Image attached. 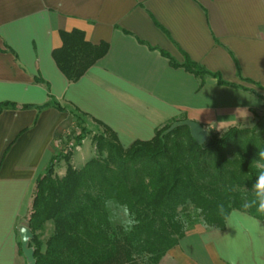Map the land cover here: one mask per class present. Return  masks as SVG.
<instances>
[{"label":"crops","instance_id":"crops-1","mask_svg":"<svg viewBox=\"0 0 264 264\" xmlns=\"http://www.w3.org/2000/svg\"><path fill=\"white\" fill-rule=\"evenodd\" d=\"M73 29L108 45L74 82L52 58L60 32ZM185 59L209 74L186 71ZM4 102L15 106L0 111V264H26L18 229L36 178L65 153L75 114L108 126L128 148L175 121L219 134L264 113V0H0ZM79 148L71 149L76 169L90 160L75 167ZM65 169L63 160L55 163L56 176ZM157 264H264V219L231 209L223 227L197 224Z\"/></svg>","mask_w":264,"mask_h":264},{"label":"trees","instance_id":"trees-1","mask_svg":"<svg viewBox=\"0 0 264 264\" xmlns=\"http://www.w3.org/2000/svg\"><path fill=\"white\" fill-rule=\"evenodd\" d=\"M60 38L61 46L52 51V58L72 82L108 50L105 42H87L78 29L62 31ZM180 66L200 78L209 74L189 59ZM218 81L224 83L220 77ZM14 106L1 103L0 111ZM255 116L252 128L232 126L219 134L211 133L203 145L192 139L186 127L167 133L168 124L157 129L152 139L137 140L128 148L96 120L101 131L91 136L94 158L76 169L70 163L71 150L57 153L35 180L25 222L33 234L28 246L33 249L35 264H157L197 224L223 227L231 209L264 219L255 208H243L258 175L255 161L259 151H264V113ZM183 132L185 141L180 137ZM87 135L88 130L81 128L72 148ZM58 160L66 163L62 177L55 175ZM108 198L130 206L139 221L131 232L108 222L103 207ZM187 203L199 215L192 218L185 214V226L178 217V207ZM48 222L52 230L43 240L40 233Z\"/></svg>","mask_w":264,"mask_h":264},{"label":"clouds","instance_id":"clouds-1","mask_svg":"<svg viewBox=\"0 0 264 264\" xmlns=\"http://www.w3.org/2000/svg\"><path fill=\"white\" fill-rule=\"evenodd\" d=\"M238 116L247 117V111L237 109ZM217 130H224L222 127H215ZM259 159L255 161L258 169V175L250 191V198L245 197L244 209L255 208L256 212L264 215V151H259ZM235 191V189H232ZM103 207L107 213V220L110 224L119 226L125 233L131 232L138 224L132 209L126 203H121L114 198H108L104 201ZM219 211L224 213V206L219 205ZM235 214V213H233Z\"/></svg>","mask_w":264,"mask_h":264},{"label":"rangeland","instance_id":"rangeland-1","mask_svg":"<svg viewBox=\"0 0 264 264\" xmlns=\"http://www.w3.org/2000/svg\"><path fill=\"white\" fill-rule=\"evenodd\" d=\"M257 115L261 116L262 113H259ZM75 117H76V120L74 122V128L67 135H65L66 141L62 140L63 150L65 152H68L69 150H71L74 141L71 142L70 140H73V138L77 135L76 133H80L81 128H85L86 130H88L90 139L92 135L97 134L100 131V128L96 124H94L93 122H91L90 120L82 116L81 114H75ZM254 124L251 126L242 127V128L250 129L254 126ZM160 128H163V126ZM211 133L212 132L208 133V137ZM180 137L182 141H185V132H183ZM170 143H171V138L168 144ZM79 145H80V148L74 151V163L76 164L75 167H80L82 160L90 159L92 157V153H94L92 142L81 141ZM103 157H105V153L102 154V158ZM136 166L138 167L140 165L137 164ZM185 214H190L192 218H195L196 215H199L198 210H196L190 203L185 204V206H183L182 208L178 207V217L182 218V220L184 221L182 224L185 226H187V221H186L187 219H184ZM51 230H52V225L50 224V222L46 223L44 225L43 232L40 233V234H43L42 235L43 240L50 234Z\"/></svg>","mask_w":264,"mask_h":264},{"label":"water","instance_id":"water-1","mask_svg":"<svg viewBox=\"0 0 264 264\" xmlns=\"http://www.w3.org/2000/svg\"><path fill=\"white\" fill-rule=\"evenodd\" d=\"M177 127H187L192 139L199 145H203L208 139V131L201 124L192 120L186 119L173 122L166 130L167 133L172 132ZM20 239V250L23 254L26 264H35L33 256V249L28 246L29 241L32 239L33 234L27 226H20L18 229Z\"/></svg>","mask_w":264,"mask_h":264}]
</instances>
